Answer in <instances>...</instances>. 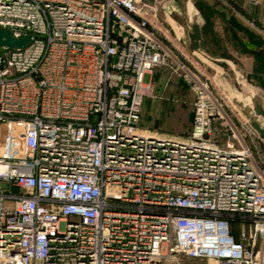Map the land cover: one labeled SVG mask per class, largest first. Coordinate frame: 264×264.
Here are the masks:
<instances>
[{
	"label": "built area",
	"instance_id": "built-area-1",
	"mask_svg": "<svg viewBox=\"0 0 264 264\" xmlns=\"http://www.w3.org/2000/svg\"><path fill=\"white\" fill-rule=\"evenodd\" d=\"M0 28L30 36L0 48V264H264V170L136 0H0ZM158 68L194 95L182 139L142 128Z\"/></svg>",
	"mask_w": 264,
	"mask_h": 264
},
{
	"label": "rangeland",
	"instance_id": "rangeland-1",
	"mask_svg": "<svg viewBox=\"0 0 264 264\" xmlns=\"http://www.w3.org/2000/svg\"><path fill=\"white\" fill-rule=\"evenodd\" d=\"M187 0H136V5L141 14L148 18L154 27H159L166 31L172 39L171 43L180 47V40L177 34L175 35L171 30L163 5L165 3L176 2L181 8V13L173 12L171 18H176L184 26L187 24ZM258 2V0H256ZM198 9L197 12H202L203 16L207 17V24L204 27L203 33L205 37L214 34L216 37L212 40L216 47L220 45L218 38H225L227 40L224 60L227 62H216V65L222 67L218 69L215 65L209 67L205 64L201 57L188 52L186 58L181 56L180 50L168 44L172 52L178 58L184 60L191 69L196 71L202 78L208 79L212 85L214 93L222 104V108L226 112L230 122L234 126L246 134V141L251 147L253 155L264 170V141L259 138L258 134L251 128L250 119L246 117L242 107L233 101L226 91L221 87L220 81H228L239 92L247 94L249 90H256L264 96V27L257 25L253 21V15L249 10L236 7L234 12L229 8L225 15L229 18V23L226 22L222 26H229V31L211 30L212 26L219 25L212 22H220L212 18L210 20V7L206 0H193ZM199 14V13H198ZM201 19V15L199 14ZM168 21V22H167ZM242 21V22H238ZM260 26V27H259ZM172 34V35H171ZM207 38L204 42H208ZM220 41V40H219ZM207 58V57H205ZM219 58V57H217ZM209 59V58H207ZM213 62L211 59H209ZM199 71V72H198ZM216 71V73H215ZM152 76V75H151ZM153 77L155 83L151 88V93L148 96L147 102L142 108L141 124L149 125L155 128H162L163 130L178 133L185 137L191 134L193 102L194 95L191 90L184 89L179 86L177 79L179 76L175 75L168 68H158L154 70ZM227 120H221L217 123L214 129L213 138L219 143L223 144L231 133V124ZM6 136V126L0 125V152L4 145ZM122 208V207H121ZM122 214L130 212L138 213V211H131L128 208L116 210ZM242 226L240 223H232V233L236 238L240 237ZM261 243V242H260ZM258 243V245H260ZM159 264H216L213 259L194 258L185 255H178L175 258H163Z\"/></svg>",
	"mask_w": 264,
	"mask_h": 264
},
{
	"label": "crops",
	"instance_id": "crops-1",
	"mask_svg": "<svg viewBox=\"0 0 264 264\" xmlns=\"http://www.w3.org/2000/svg\"><path fill=\"white\" fill-rule=\"evenodd\" d=\"M188 1V0H187ZM186 1V3H187ZM193 1V0H191ZM207 2V5L210 7L209 9H211V12L209 13L210 15V20H213L212 18H216L215 20H219L220 22H212V25L213 23H215L216 25L218 24L219 26L217 27H214L212 26L211 30H218V31H221V32H224V31H229V26H222V24L228 22L229 23V18L227 15H225L227 11V8H229V10H231V12H234L236 10V7H239V8H243V9H247L249 10V12H251V14L253 15L252 19L255 23H257V25H261V27H264V0H258V2L256 0H206ZM176 3V2H175ZM177 5V3H176ZM196 11H198V9L196 8L195 4H193ZM177 7H179L180 9V13L179 14H182L181 13V8L180 6L177 5ZM187 13L188 15L190 14H193L194 13V10H193V7L191 5H189L188 9H187ZM200 15H201V30H202V41H201V46H200V54L204 57H207L209 59H211L213 62H211L209 59H207V61H209L210 63H206L205 61V64L208 65L209 67H211L212 65H215V67H218V69H221L222 67H220L219 65H216L215 63L216 62H227L228 63L230 62L229 60L227 59H223V58H220V57H225L224 54H225V49H226V45L225 43H227V40L225 38H218V42H220V45L218 47H216V43L213 42L212 43V40H214V38L216 37L214 34H211L208 38L205 37L204 33H203V30H204V27L206 26L207 24V17L203 14L202 12H198ZM172 20L176 23H178L182 28H183V32H184V35H185V39L187 41H189V38H188V18H187V24L186 26H184L182 23H180L176 18H172ZM230 21H231V18H230ZM168 22V21H167ZM239 23L242 22V21H238ZM171 30L173 31V33L176 35V32H175V29L172 25L171 22H168ZM260 27V26H259ZM150 28L153 29L154 31L158 32L159 35L162 36V39L165 41V43L168 45H172V47H175L177 48L178 50H180V53H181V56H184L186 57L187 53L190 52L192 53L187 47L186 45L183 43V41L180 40V47L175 45L176 43H171L172 39L169 37L168 33L166 31H164L163 29H160L158 26L157 27H154L152 25V23L150 22ZM172 35V34H171ZM207 38V41L208 42H204V39ZM220 40V41H219ZM173 42V41H172ZM193 54V53H192ZM219 57V58H217ZM230 64V63H229ZM212 68V67H211ZM154 73V72H153ZM216 73V71H215ZM177 83L179 84L180 87L184 88V89H188V87L183 84L179 79L176 80ZM150 82H151V85L153 87V84L155 83V79L153 77V74L152 76L150 77ZM216 95V93H215ZM149 97H146L145 101H144V105L145 103L147 102V99ZM143 105V107H144ZM247 117V116H246ZM248 118V117H247ZM249 119V118H248ZM192 121H193V115H192ZM142 128L147 130L148 132H156V133H161V134H166L168 136H172L174 138H179V139H182L184 138L185 136L184 135H181V134H176V133H172V132H169V131H166V130H163L162 128H155V127H151L149 125H144L142 124ZM191 130H192V125H191Z\"/></svg>",
	"mask_w": 264,
	"mask_h": 264
},
{
	"label": "water",
	"instance_id": "water-1",
	"mask_svg": "<svg viewBox=\"0 0 264 264\" xmlns=\"http://www.w3.org/2000/svg\"><path fill=\"white\" fill-rule=\"evenodd\" d=\"M189 5L193 7L194 13L188 16V38L185 39L183 28L171 18L173 12L180 13L179 7L175 2L165 3L163 9L169 17L179 40L183 41L186 47L197 57H201L206 63H210L200 54L202 41L201 20L191 0L187 1L186 10ZM30 42V36L24 38H15L8 29L0 28V48L20 49ZM211 64V63H210ZM220 81L221 87L226 91L230 98L237 102L243 109L244 114L250 119L251 127L258 134L259 138L264 141V96L256 90H249L247 94L237 91L230 82ZM183 83V82H182Z\"/></svg>",
	"mask_w": 264,
	"mask_h": 264
},
{
	"label": "bare ground",
	"instance_id": "bare-ground-1",
	"mask_svg": "<svg viewBox=\"0 0 264 264\" xmlns=\"http://www.w3.org/2000/svg\"><path fill=\"white\" fill-rule=\"evenodd\" d=\"M193 14H190L189 16H192Z\"/></svg>",
	"mask_w": 264,
	"mask_h": 264
}]
</instances>
